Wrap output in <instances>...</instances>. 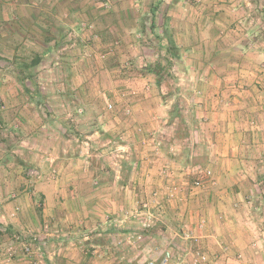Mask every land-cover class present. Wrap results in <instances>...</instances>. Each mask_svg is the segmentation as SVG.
Masks as SVG:
<instances>
[{
  "label": "crops",
  "instance_id": "obj_1",
  "mask_svg": "<svg viewBox=\"0 0 264 264\" xmlns=\"http://www.w3.org/2000/svg\"><path fill=\"white\" fill-rule=\"evenodd\" d=\"M7 1L0 0V251L33 245L42 264H147L164 252L170 264H196L199 254L208 260L197 264H264V0L110 8ZM84 18L99 37L121 43L131 39L129 26V42L142 29L154 45L145 48L161 56L150 25L158 35L167 28L181 57L172 68L191 82L189 117L180 84L163 99L156 76L143 71L151 62L134 65L135 44L116 53L132 68H104L110 88L136 91L115 98L114 112L98 109L104 72L83 68L74 51L61 53L65 68H44L71 39H84ZM156 133L165 141L159 150L149 141Z\"/></svg>",
  "mask_w": 264,
  "mask_h": 264
},
{
  "label": "rangeland",
  "instance_id": "obj_2",
  "mask_svg": "<svg viewBox=\"0 0 264 264\" xmlns=\"http://www.w3.org/2000/svg\"><path fill=\"white\" fill-rule=\"evenodd\" d=\"M17 1H20V0H17ZM117 1L118 2H122V1L128 2L130 0H95V3L100 4L101 6L103 5L107 8L108 7L110 8V6L111 7L114 6V4H116ZM140 1L143 3L144 0H140ZM7 2H15V0H8ZM88 22H90V20H88V18H84V20H82V22L80 23V28L82 30H84V32H86L84 39H82V41L80 39H77L78 37L71 39V42L69 44V45H71V47H69V45H68V48L62 47L63 50L61 49L60 53L56 54V58H54L53 61H50V59L47 60V64L44 66V68H53V69L65 68L64 64H66V63H65V60L63 59L64 55H62L61 53H64L67 51L68 52L74 51L73 56L78 57V59L80 60L79 62L81 64H82V62H84V64L86 65V67L83 66V68H92L94 70H96V68H101V71L104 72V68L118 67L119 64L121 65L123 63H124L123 66L126 65V63H130V65L128 64L127 66H131V68H132V65H131L132 59L130 57H127V58L123 57L122 55L124 54V52L122 51L121 53L118 54V57H120L119 61L121 60L119 63L116 53L118 52L119 49L122 48V46L125 49V48H127V45L132 46L134 44L136 47L134 49V51L137 52L136 56L134 57V60H135L134 65L135 66L142 68L143 63H146V62L154 63L157 60H159V58L161 56L159 50L157 51L158 52V55H157L154 53L153 54L150 53L145 48L147 46H151V44H152V42L150 43V40H148L146 36L143 39L142 34H139V35H141V37H140V36H138V33L134 32V34H135L134 39L135 40L129 42L130 40H133L132 39L133 32H132V29L130 26L127 28L126 35L131 36V39L128 40V38L125 37L124 42L121 43V40L117 39V38L111 40V39H107V37L105 35L102 37L101 36L99 37V35H97V33H96V32H98L99 28H96V26H94L91 22L90 23H88ZM2 30H4V26L2 23H0V32H2ZM154 42L156 43V41H154ZM5 52H6V50L2 46H0V53H5ZM73 56L70 55V58H72ZM162 64L164 65V61H162ZM98 70L100 72V69H98ZM99 72H98V74H99ZM7 75H10V74L7 73ZM103 75L106 76V73L104 72ZM54 76H55V78L57 77V80L60 79V76H57L56 73L54 74ZM46 78H47V76L43 77V79H46ZM101 80L104 81L105 87H100L98 89L99 91L97 90L100 93V95H99V93H97L98 102L100 104L98 109L102 110V108H104V110L106 112H114L116 110L115 98L123 99L127 95H129V96H135L136 95V91L134 89H132L131 87H128V88L127 87L110 88L108 85V82H109L108 77L104 78V79L102 78ZM160 84L163 87L162 93H160V91H158L160 96L163 99L168 98L169 100L172 97H175L174 95H175V91L177 89L176 85L180 84L179 88H182V90L178 89V97L177 98H179V101H181L180 103L183 104L181 106V110H184L183 111L184 115H187L189 117V115L191 113L190 100L192 97V93H191V89H190L191 88L190 87V84H191L190 78L187 76L184 78H180V75L176 74L175 68H172L171 71H169L168 73H163L162 79L160 80ZM160 84H159V86H160ZM146 90H148V89H146ZM158 90H160V89L158 88ZM132 91H134V94H129ZM112 97L114 100H110V98H112ZM108 104L113 105V108L111 110L107 109ZM172 108H173V105H170V109H172ZM126 109L127 108H124V114H125ZM126 116H130V115H126ZM157 121H158V118H157L156 122ZM162 138L163 137L160 136V133H156L155 136L154 135L151 136V139H153V141H155V143H157V142L160 143V146H159L160 148L163 147L164 143H165V141L163 140L164 138L163 139ZM115 159L119 160L118 158H115ZM144 204H146V203H144Z\"/></svg>",
  "mask_w": 264,
  "mask_h": 264
},
{
  "label": "built area",
  "instance_id": "obj_3",
  "mask_svg": "<svg viewBox=\"0 0 264 264\" xmlns=\"http://www.w3.org/2000/svg\"><path fill=\"white\" fill-rule=\"evenodd\" d=\"M129 94H134V91H132ZM113 108L112 104H108L107 105V109L111 110ZM125 115H131V109L127 108L125 110ZM153 120L156 121L157 117H153ZM151 140V143L154 145V147L159 150V146L160 143H155V141H153V139H149V141ZM195 185H199V181L197 180L195 182ZM177 192V187L176 186H172L169 188V192L167 197L168 198H172L173 194ZM204 224V221H201V225ZM140 227L142 230H146L148 228H150V224L147 221H141L140 222ZM137 240L141 239V236L138 235L136 237ZM23 260L25 262H27V264H42V259H41V253H40V249H38L37 247L33 246V245H23L21 247H16V246H7L2 248V250L0 251V264H9L10 262L14 261V260ZM208 260L207 256L205 254H199L196 257L195 263H206ZM171 262V254L170 252H164V255L162 256V258L160 260L157 261H150L147 264H170ZM212 264H220L217 260L213 261Z\"/></svg>",
  "mask_w": 264,
  "mask_h": 264
},
{
  "label": "trees",
  "instance_id": "obj_4",
  "mask_svg": "<svg viewBox=\"0 0 264 264\" xmlns=\"http://www.w3.org/2000/svg\"><path fill=\"white\" fill-rule=\"evenodd\" d=\"M151 31H153V35L156 39H158L159 48H164V55L160 56L159 60H157L154 63H151L143 68L144 73H152L156 76V85L160 84V80L162 79L163 73H168L171 71L173 65L179 64L181 65V57H180V50L176 46L174 40L172 39V34L169 32L167 28H163L162 35H158L157 32H155L156 26L153 24L150 25ZM143 33L142 29L140 30L139 34ZM141 37V35H140ZM163 40H165L164 46ZM160 50V49H158ZM162 61H164V65L162 64ZM37 63V59L34 58L31 60L30 63H28L29 67H32ZM27 65V67H28ZM25 67V66H24ZM26 67V68H27ZM179 108L177 105H174L173 108L170 110V114L172 117L178 115ZM126 162H130V166H132L133 159L127 160Z\"/></svg>",
  "mask_w": 264,
  "mask_h": 264
}]
</instances>
